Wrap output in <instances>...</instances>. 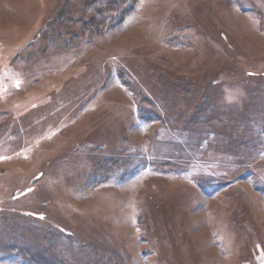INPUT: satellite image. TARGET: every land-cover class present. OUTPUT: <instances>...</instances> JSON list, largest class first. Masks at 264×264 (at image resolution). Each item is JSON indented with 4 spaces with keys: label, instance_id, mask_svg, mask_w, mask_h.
<instances>
[{
    "label": "rangeland",
    "instance_id": "374dc122",
    "mask_svg": "<svg viewBox=\"0 0 264 264\" xmlns=\"http://www.w3.org/2000/svg\"><path fill=\"white\" fill-rule=\"evenodd\" d=\"M91 1L0 0V264H264V0Z\"/></svg>",
    "mask_w": 264,
    "mask_h": 264
},
{
    "label": "trees",
    "instance_id": "16d2710c",
    "mask_svg": "<svg viewBox=\"0 0 264 264\" xmlns=\"http://www.w3.org/2000/svg\"><path fill=\"white\" fill-rule=\"evenodd\" d=\"M130 2L129 0H117V1H113V0H104V2L102 0H95V1H91L89 4L90 10H93L92 13H95L96 15L99 16H111L112 18V23L118 24L121 23V21L124 19V15L126 14V10L125 8H127V3ZM114 12L113 16L112 13ZM97 17V18H98ZM111 20V19H110ZM103 21H99L98 19V23L100 27H110L112 25L108 24V23H101Z\"/></svg>",
    "mask_w": 264,
    "mask_h": 264
}]
</instances>
